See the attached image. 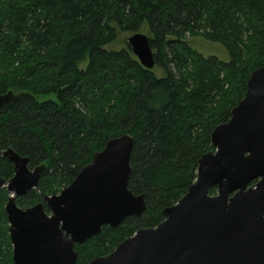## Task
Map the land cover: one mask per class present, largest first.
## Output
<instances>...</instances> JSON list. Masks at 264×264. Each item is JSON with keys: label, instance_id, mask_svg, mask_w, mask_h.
I'll return each instance as SVG.
<instances>
[{"label": "trees", "instance_id": "16d2710c", "mask_svg": "<svg viewBox=\"0 0 264 264\" xmlns=\"http://www.w3.org/2000/svg\"><path fill=\"white\" fill-rule=\"evenodd\" d=\"M122 32L148 35L152 69ZM188 36L221 42L231 59L206 57ZM263 65L264 0H0V95H16L0 107V150L28 157L31 168L46 165L39 189L17 203L59 193L108 140L129 133V188L145 195L146 210L75 245L77 264L107 255L165 219ZM0 174L14 175L2 155ZM8 197L0 187V264H15Z\"/></svg>", "mask_w": 264, "mask_h": 264}, {"label": "water", "instance_id": "95a60500", "mask_svg": "<svg viewBox=\"0 0 264 264\" xmlns=\"http://www.w3.org/2000/svg\"><path fill=\"white\" fill-rule=\"evenodd\" d=\"M128 43L145 67L155 66L147 34L136 32ZM15 96L0 95V107ZM211 142L214 150L199 159L196 180L163 210L165 219L89 264H264V65L252 72L245 96L215 127ZM133 147L129 133L111 138L68 186L26 208L17 197L39 189L46 165L31 168L28 157L0 150L14 164L9 180L0 174L14 263L77 264V243L141 216L145 195L129 188ZM255 178L256 188H247Z\"/></svg>", "mask_w": 264, "mask_h": 264}, {"label": "rangeland", "instance_id": "374dc122", "mask_svg": "<svg viewBox=\"0 0 264 264\" xmlns=\"http://www.w3.org/2000/svg\"><path fill=\"white\" fill-rule=\"evenodd\" d=\"M125 36H130V34L127 32H122L120 34L121 39H123ZM188 42L194 49L206 57L214 55L223 61H229L231 59L228 49L221 42L208 40L202 36H188ZM126 43L127 41L121 40L116 47L120 48ZM159 74L161 75L162 73Z\"/></svg>", "mask_w": 264, "mask_h": 264}, {"label": "flooded vegetation", "instance_id": "af4514ba", "mask_svg": "<svg viewBox=\"0 0 264 264\" xmlns=\"http://www.w3.org/2000/svg\"><path fill=\"white\" fill-rule=\"evenodd\" d=\"M259 180H260V178H255V179H253V180L249 183V185H248L247 188H250V187H254V188H256V185H257V183H258Z\"/></svg>", "mask_w": 264, "mask_h": 264}]
</instances>
